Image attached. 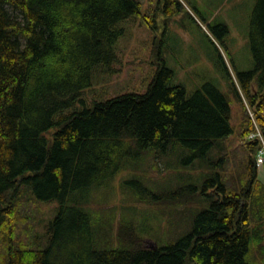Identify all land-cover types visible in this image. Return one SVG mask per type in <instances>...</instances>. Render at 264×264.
<instances>
[{
  "label": "trees",
  "instance_id": "trees-1",
  "mask_svg": "<svg viewBox=\"0 0 264 264\" xmlns=\"http://www.w3.org/2000/svg\"><path fill=\"white\" fill-rule=\"evenodd\" d=\"M256 1L253 69L230 73L216 47L234 108L210 83L189 95L165 66L145 93L86 107L96 70L117 61L119 23L139 15L140 2L0 0V264H264L262 143L250 138L264 140V0ZM161 2L168 16L185 9ZM211 29L228 33L224 23ZM168 150L187 155V182L142 188L145 198L135 189L149 212L167 206L168 228L143 233L125 216L116 227L114 213L92 209L118 171L132 168L133 184L152 179ZM145 160L146 178L137 173ZM53 202L46 221L42 206Z\"/></svg>",
  "mask_w": 264,
  "mask_h": 264
},
{
  "label": "rangeland",
  "instance_id": "rangeland-1",
  "mask_svg": "<svg viewBox=\"0 0 264 264\" xmlns=\"http://www.w3.org/2000/svg\"><path fill=\"white\" fill-rule=\"evenodd\" d=\"M138 1L141 4L140 14L119 23L123 35L116 44L117 61L112 64L113 70H96L92 85L82 96L85 106L90 107L93 101H105L128 93L143 94L155 72L165 66L174 74L173 83L184 86L189 95L210 83L228 93L232 107L235 108L237 104L234 102V95L230 94L229 81L216 47L230 73L253 69L248 32L251 13L257 1L180 0L185 9L175 16L165 13L164 3H159L160 0ZM221 23L227 25L228 33L219 37L211 27ZM255 83L254 81L253 84L256 85ZM77 108L82 109L83 105L78 102ZM67 111L70 112L71 109ZM235 116L237 111L234 109L233 117ZM232 123L238 127V120H233ZM185 157L176 155L171 150L166 154H158L157 160L161 162L158 164L159 171L151 174L152 179L148 178L139 184L129 183L130 180H136V172L132 168L118 171L96 189L92 197V209L100 212L102 219L114 213L116 227L119 219L125 216L133 220L137 229L143 233L150 232L154 225H160L164 231L168 228L170 219L169 213H162L161 210L167 206L160 205L159 209L150 207L153 208V213L149 212L147 200L138 201V194L145 198L147 195L140 191L142 188L150 190L157 185L160 189H166L170 181L172 184H185L188 173L192 172ZM140 172H143L145 178L148 177L147 160L137 171ZM257 173L258 179L264 184V167L257 168ZM56 208L55 202L43 205L44 220L53 219ZM171 209V213H174L173 206ZM174 216H171V222ZM144 237V245L153 247L155 243L150 236Z\"/></svg>",
  "mask_w": 264,
  "mask_h": 264
},
{
  "label": "built area",
  "instance_id": "built-area-1",
  "mask_svg": "<svg viewBox=\"0 0 264 264\" xmlns=\"http://www.w3.org/2000/svg\"><path fill=\"white\" fill-rule=\"evenodd\" d=\"M253 137H258L262 143V147L258 151L257 156H256V168L260 169L264 165V140L258 133L256 135H250V138H253Z\"/></svg>",
  "mask_w": 264,
  "mask_h": 264
}]
</instances>
